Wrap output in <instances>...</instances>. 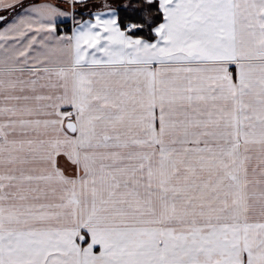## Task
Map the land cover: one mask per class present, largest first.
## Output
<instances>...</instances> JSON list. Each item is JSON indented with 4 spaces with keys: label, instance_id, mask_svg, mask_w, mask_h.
Masks as SVG:
<instances>
[{
    "label": "snow or ice",
    "instance_id": "obj_1",
    "mask_svg": "<svg viewBox=\"0 0 264 264\" xmlns=\"http://www.w3.org/2000/svg\"><path fill=\"white\" fill-rule=\"evenodd\" d=\"M0 264H264V0H0Z\"/></svg>",
    "mask_w": 264,
    "mask_h": 264
}]
</instances>
